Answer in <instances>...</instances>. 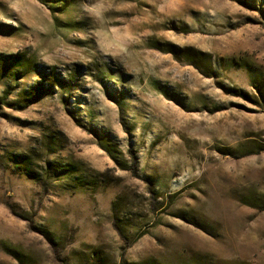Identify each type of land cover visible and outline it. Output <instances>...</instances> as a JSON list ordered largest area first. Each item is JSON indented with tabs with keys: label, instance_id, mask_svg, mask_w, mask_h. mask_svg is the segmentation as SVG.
I'll use <instances>...</instances> for the list:
<instances>
[{
	"label": "rangeland",
	"instance_id": "1",
	"mask_svg": "<svg viewBox=\"0 0 264 264\" xmlns=\"http://www.w3.org/2000/svg\"><path fill=\"white\" fill-rule=\"evenodd\" d=\"M0 264H264V0H0Z\"/></svg>",
	"mask_w": 264,
	"mask_h": 264
},
{
	"label": "trees",
	"instance_id": "2",
	"mask_svg": "<svg viewBox=\"0 0 264 264\" xmlns=\"http://www.w3.org/2000/svg\"><path fill=\"white\" fill-rule=\"evenodd\" d=\"M3 63L4 71L6 73H10L9 75H13L14 78L18 77V75L21 73L23 77L26 75L30 69V67H38L34 62H32L30 59H26L22 56H8L7 58L3 59L1 61ZM24 74H23V73ZM48 77L47 74H41V80L38 82V88H33L32 92H25L26 94H30L29 96V102L32 103L33 101H36L39 97H41L43 94L38 92L37 90L43 89L42 86L45 84V79ZM51 91H53V86L50 87ZM36 91V92H35ZM34 93V94H33Z\"/></svg>",
	"mask_w": 264,
	"mask_h": 264
}]
</instances>
